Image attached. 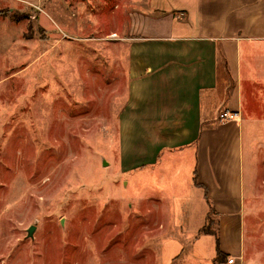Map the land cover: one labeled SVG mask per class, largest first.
I'll list each match as a JSON object with an SVG mask.
<instances>
[{
	"label": "rangeland",
	"instance_id": "1",
	"mask_svg": "<svg viewBox=\"0 0 264 264\" xmlns=\"http://www.w3.org/2000/svg\"><path fill=\"white\" fill-rule=\"evenodd\" d=\"M147 6L0 0V264H214L215 239L173 227L170 198L159 214L149 199V186L175 181L171 168L158 181L119 170L123 37ZM254 104L243 115L237 264H264V117Z\"/></svg>",
	"mask_w": 264,
	"mask_h": 264
},
{
	"label": "crops",
	"instance_id": "2",
	"mask_svg": "<svg viewBox=\"0 0 264 264\" xmlns=\"http://www.w3.org/2000/svg\"><path fill=\"white\" fill-rule=\"evenodd\" d=\"M123 39L128 90L119 113L120 172L149 169V177L160 173L158 181L171 168L174 182L149 186L157 213L170 198L173 227L204 233L213 211L220 249L234 257L221 264H237L243 115L258 102L249 109L264 117V0H148L146 12L131 15ZM224 109L238 118L221 122ZM204 234L215 239L216 264V236Z\"/></svg>",
	"mask_w": 264,
	"mask_h": 264
},
{
	"label": "trees",
	"instance_id": "3",
	"mask_svg": "<svg viewBox=\"0 0 264 264\" xmlns=\"http://www.w3.org/2000/svg\"><path fill=\"white\" fill-rule=\"evenodd\" d=\"M216 219L213 217V211L209 213L208 221L205 224V226L201 229V232L204 233H211L216 236L217 240V256L215 258V262H223L222 259H225L224 257L226 254L220 249V240L218 236V229L216 228Z\"/></svg>",
	"mask_w": 264,
	"mask_h": 264
},
{
	"label": "built area",
	"instance_id": "4",
	"mask_svg": "<svg viewBox=\"0 0 264 264\" xmlns=\"http://www.w3.org/2000/svg\"><path fill=\"white\" fill-rule=\"evenodd\" d=\"M238 116H239V112L229 110V109H224V110L220 111V113H219V120L221 122H223V121H227L230 119H237ZM233 261H234L233 258H229V260H228L229 263H232Z\"/></svg>",
	"mask_w": 264,
	"mask_h": 264
},
{
	"label": "water",
	"instance_id": "5",
	"mask_svg": "<svg viewBox=\"0 0 264 264\" xmlns=\"http://www.w3.org/2000/svg\"><path fill=\"white\" fill-rule=\"evenodd\" d=\"M103 163H104V165L107 164L106 159L103 160ZM35 229H36V225H31V226L27 229V232H28L27 235H28L29 237H33V233H34Z\"/></svg>",
	"mask_w": 264,
	"mask_h": 264
}]
</instances>
